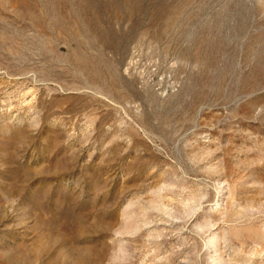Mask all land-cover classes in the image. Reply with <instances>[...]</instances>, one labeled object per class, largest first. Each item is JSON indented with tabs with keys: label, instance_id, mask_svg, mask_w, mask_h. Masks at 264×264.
I'll return each instance as SVG.
<instances>
[{
	"label": "rangeland",
	"instance_id": "obj_1",
	"mask_svg": "<svg viewBox=\"0 0 264 264\" xmlns=\"http://www.w3.org/2000/svg\"><path fill=\"white\" fill-rule=\"evenodd\" d=\"M0 264H264V0H0Z\"/></svg>",
	"mask_w": 264,
	"mask_h": 264
}]
</instances>
